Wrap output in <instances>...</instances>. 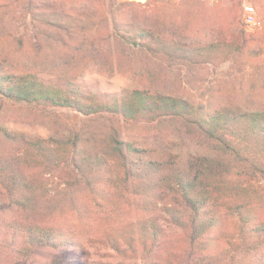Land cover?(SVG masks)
Instances as JSON below:
<instances>
[{
	"label": "trees",
	"instance_id": "obj_1",
	"mask_svg": "<svg viewBox=\"0 0 264 264\" xmlns=\"http://www.w3.org/2000/svg\"><path fill=\"white\" fill-rule=\"evenodd\" d=\"M8 1L1 15L32 25L29 32L17 27L9 46L34 63L20 71L0 53V262L90 264L81 239L106 221L111 231L127 225L125 236L107 235L110 248L123 257L142 250L145 264H264L261 207L241 201L224 215L225 199L213 187L227 175L264 178V108L250 99L196 108L161 92L155 79L158 59L210 63L206 46L191 35L158 34L117 18L102 37L85 21L87 13ZM75 68L127 73L142 87L95 95L75 83ZM41 73L57 77L45 81ZM60 110L78 113L85 123L77 129L54 122ZM22 115L53 134L29 137L5 127V117ZM142 130L154 135L153 146L127 141ZM227 221L234 243L224 248L218 234ZM129 224L132 232L140 228L141 247ZM173 228L186 242L184 252L172 251L167 230Z\"/></svg>",
	"mask_w": 264,
	"mask_h": 264
},
{
	"label": "rangeland",
	"instance_id": "obj_2",
	"mask_svg": "<svg viewBox=\"0 0 264 264\" xmlns=\"http://www.w3.org/2000/svg\"><path fill=\"white\" fill-rule=\"evenodd\" d=\"M38 1L51 3L65 12L87 13L89 18L84 16L85 21L91 20L89 21L91 24L94 23L95 26H98L99 30L94 29L92 32L100 33L102 37H108V34L112 32L111 23L115 18L132 21L158 34L191 35L194 43L206 46L204 52L208 53L211 62L190 67L182 61L158 59V64L154 65L155 79L159 84L158 89L170 95L183 97L196 108L202 105L220 104L226 100H231L242 106L243 101L248 99L253 104L264 108V0H218L216 3L209 0ZM8 2L10 1L0 0V6ZM246 4L252 6L255 11L252 23L247 21L244 12ZM1 12L0 53L3 54V59L8 65L14 69L28 72V68H33L31 67L34 63L32 57H18L11 50L8 39L10 34L16 33L17 27H20L19 30L23 32H29L32 25L28 22L22 24L16 19L11 22L10 18L6 14L1 15ZM85 24L86 22H84ZM162 25L173 28H163ZM88 28L90 29V26ZM78 66L80 67V65L76 67ZM40 76L45 81L57 77L51 76L49 73H41ZM72 76L75 83L86 87L92 94L100 96L142 87L127 73L112 75L104 71L83 73L75 68ZM23 118V115L5 117L4 125L10 131L24 133L29 137L47 138L53 134L47 125L39 121H26ZM56 121H62L79 129L85 123V118L70 110H60L59 117L54 122ZM146 133L147 131L144 130L139 134L133 132L129 134L130 138L127 141L132 142L134 146L151 147L155 143L154 135L151 137ZM66 134H69L68 130ZM147 138L149 144L143 145ZM213 182L215 184L213 187L219 188L220 197L223 196L225 199L224 215L228 205L245 201L261 207L264 217V178L243 179L227 175ZM56 185L57 183L53 187ZM126 226L124 224L123 227H114L117 229L111 231L113 226L109 222H96L89 231L90 239H81L84 243L85 260L90 264H145L144 258L141 256L142 250L138 251V255L128 252L126 257H123L110 248L111 244L107 241V235L110 233L111 236L123 237V235L125 236L123 229ZM232 226V222L227 221L222 232L218 234L221 247L229 248L230 244L234 243ZM136 227H134L135 232H132L129 224L127 230L137 239L136 245L141 247L138 233L140 228ZM167 231L168 238H173L175 241L172 251L184 252L187 245L182 238L177 240L178 231L175 228ZM163 254V258H166V254ZM178 254L183 255L181 252ZM180 259L182 260L183 256Z\"/></svg>",
	"mask_w": 264,
	"mask_h": 264
},
{
	"label": "built area",
	"instance_id": "obj_3",
	"mask_svg": "<svg viewBox=\"0 0 264 264\" xmlns=\"http://www.w3.org/2000/svg\"><path fill=\"white\" fill-rule=\"evenodd\" d=\"M209 1L212 3L218 2V0H209ZM244 12H245V15L247 17V21L249 23L254 22V14H255L254 8L252 6H249L246 4V5H244Z\"/></svg>",
	"mask_w": 264,
	"mask_h": 264
}]
</instances>
